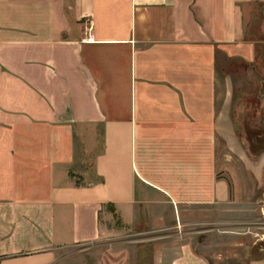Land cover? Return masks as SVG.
I'll use <instances>...</instances> for the list:
<instances>
[{
  "label": "crops",
  "instance_id": "crops-1",
  "mask_svg": "<svg viewBox=\"0 0 264 264\" xmlns=\"http://www.w3.org/2000/svg\"><path fill=\"white\" fill-rule=\"evenodd\" d=\"M257 51L264 0H0V264L174 227L229 167L249 199L264 134L239 142L217 55Z\"/></svg>",
  "mask_w": 264,
  "mask_h": 264
},
{
  "label": "rangeland",
  "instance_id": "rangeland-1",
  "mask_svg": "<svg viewBox=\"0 0 264 264\" xmlns=\"http://www.w3.org/2000/svg\"><path fill=\"white\" fill-rule=\"evenodd\" d=\"M217 65L229 83L234 133L245 144L246 129L264 134L263 52L257 51L246 68H241L238 56L217 55ZM259 149L263 152L252 156L261 168L258 186L247 195L249 199L244 200L245 193L239 198V168L233 167L234 173L229 167L227 175H233L235 183L229 187L227 204L185 207L174 227L153 229L142 222L139 229L121 230L107 239L69 248L59 253L62 264H172L178 248L184 253L188 250L178 264H264L260 243L264 236V146Z\"/></svg>",
  "mask_w": 264,
  "mask_h": 264
},
{
  "label": "bare ground",
  "instance_id": "bare-ground-1",
  "mask_svg": "<svg viewBox=\"0 0 264 264\" xmlns=\"http://www.w3.org/2000/svg\"><path fill=\"white\" fill-rule=\"evenodd\" d=\"M261 240V245L264 247V236L260 239Z\"/></svg>",
  "mask_w": 264,
  "mask_h": 264
},
{
  "label": "water",
  "instance_id": "water-1",
  "mask_svg": "<svg viewBox=\"0 0 264 264\" xmlns=\"http://www.w3.org/2000/svg\"><path fill=\"white\" fill-rule=\"evenodd\" d=\"M263 213H264V202H263Z\"/></svg>",
  "mask_w": 264,
  "mask_h": 264
}]
</instances>
